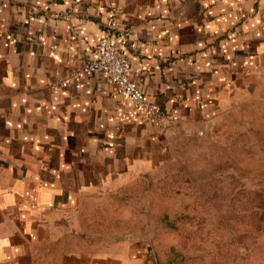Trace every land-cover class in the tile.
<instances>
[{
  "label": "crops",
  "instance_id": "crops-1",
  "mask_svg": "<svg viewBox=\"0 0 264 264\" xmlns=\"http://www.w3.org/2000/svg\"><path fill=\"white\" fill-rule=\"evenodd\" d=\"M112 6L133 83L178 115L166 131L101 74L58 85ZM247 118L264 120V0H0V264H148L133 241L92 250L88 201Z\"/></svg>",
  "mask_w": 264,
  "mask_h": 264
},
{
  "label": "rangeland",
  "instance_id": "rangeland-1",
  "mask_svg": "<svg viewBox=\"0 0 264 264\" xmlns=\"http://www.w3.org/2000/svg\"><path fill=\"white\" fill-rule=\"evenodd\" d=\"M222 130L195 132L160 167L88 201L92 250L129 240L152 264H264V120Z\"/></svg>",
  "mask_w": 264,
  "mask_h": 264
},
{
  "label": "built area",
  "instance_id": "built-area-1",
  "mask_svg": "<svg viewBox=\"0 0 264 264\" xmlns=\"http://www.w3.org/2000/svg\"><path fill=\"white\" fill-rule=\"evenodd\" d=\"M118 14L117 7L108 8L102 35L95 45L93 57L86 59L78 69L59 80L58 85H67L83 74H101L109 81L115 94L129 100L139 115L149 118L161 131H166L177 122L178 115L151 103L144 92L133 83L129 75V59L117 46L115 39Z\"/></svg>",
  "mask_w": 264,
  "mask_h": 264
},
{
  "label": "water",
  "instance_id": "water-1",
  "mask_svg": "<svg viewBox=\"0 0 264 264\" xmlns=\"http://www.w3.org/2000/svg\"><path fill=\"white\" fill-rule=\"evenodd\" d=\"M148 264H152L150 261H148Z\"/></svg>",
  "mask_w": 264,
  "mask_h": 264
}]
</instances>
